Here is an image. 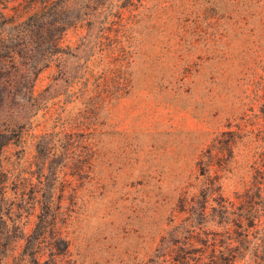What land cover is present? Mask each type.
<instances>
[{
	"label": "rangeland",
	"instance_id": "1",
	"mask_svg": "<svg viewBox=\"0 0 264 264\" xmlns=\"http://www.w3.org/2000/svg\"><path fill=\"white\" fill-rule=\"evenodd\" d=\"M61 15L92 23L66 26L33 83L46 98L0 153L59 210L56 264H151L191 231L203 264H264V0H72ZM30 197L0 220V264L29 262L15 226L33 229Z\"/></svg>",
	"mask_w": 264,
	"mask_h": 264
},
{
	"label": "trees",
	"instance_id": "2",
	"mask_svg": "<svg viewBox=\"0 0 264 264\" xmlns=\"http://www.w3.org/2000/svg\"><path fill=\"white\" fill-rule=\"evenodd\" d=\"M68 1L72 0H0V153L9 141L20 137L22 128L27 127L31 116L46 98L48 85L34 94L33 83L38 73L61 52V36L66 26L80 20H85L87 26L92 23L89 17H63L61 8ZM117 5L123 6L119 3ZM10 8L11 12H8L7 9ZM80 92L79 89L78 92H73L72 98L78 97ZM53 124L60 129L57 131H61L67 128L65 125H68V120ZM41 135L43 134H39V137ZM26 168L17 162L13 166L12 163L9 165L6 159L0 157V220L8 216V213L18 212L23 208V204L19 203L26 201L25 194L30 190V202L39 206L34 227L30 232L24 233L22 225L15 226L17 237L25 239L27 243L34 240L26 253L29 262L24 264H56L57 249L60 246V250H64L67 246L62 234V218L59 217V210L50 206L51 198H39L29 177L20 175L21 169ZM8 181L13 184L12 197H7ZM201 213H204V205ZM245 216V213L239 214L238 218ZM4 226L0 222V250L5 241V229L1 230ZM191 232L179 246L181 252L170 255V259L160 253L156 254L152 257L151 264L166 261H170V264H203V248L197 247L195 254L193 250H189L193 248L192 242L197 239V235ZM11 245H5V248ZM24 245L23 249L26 248V242ZM223 259V264H231L233 254L225 255Z\"/></svg>",
	"mask_w": 264,
	"mask_h": 264
}]
</instances>
